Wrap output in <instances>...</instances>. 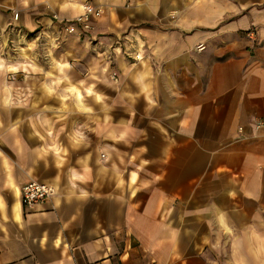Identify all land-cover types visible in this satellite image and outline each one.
<instances>
[{
    "label": "crops",
    "instance_id": "crops-1",
    "mask_svg": "<svg viewBox=\"0 0 264 264\" xmlns=\"http://www.w3.org/2000/svg\"><path fill=\"white\" fill-rule=\"evenodd\" d=\"M1 55L0 264H264V0H0Z\"/></svg>",
    "mask_w": 264,
    "mask_h": 264
},
{
    "label": "built area",
    "instance_id": "built-area-1",
    "mask_svg": "<svg viewBox=\"0 0 264 264\" xmlns=\"http://www.w3.org/2000/svg\"><path fill=\"white\" fill-rule=\"evenodd\" d=\"M83 14L74 18V20L67 24L66 30L68 33H75L77 27H81L83 31L91 29L90 19L97 18L101 15L100 9L85 3L82 5ZM18 14H14V18L17 19ZM202 47H200L201 49ZM256 128L264 127V121H259L255 125ZM55 193V188L50 184L38 182L36 180H30L22 185L20 194L21 202L24 207H32L38 203L45 202L51 199Z\"/></svg>",
    "mask_w": 264,
    "mask_h": 264
},
{
    "label": "rangeland",
    "instance_id": "rangeland-1",
    "mask_svg": "<svg viewBox=\"0 0 264 264\" xmlns=\"http://www.w3.org/2000/svg\"><path fill=\"white\" fill-rule=\"evenodd\" d=\"M37 42H38V44H40V45H42V41H41V39H37ZM11 56H8V55H1L0 56V64L1 65H3L2 67L4 68V70L6 69L7 70V68H8V74H11V73H13L14 71H12V70H9V65H10V68H12L11 66L14 64V61H17L18 63H21V62H25V61H28V58L27 57H24L23 55L22 56H19V58L17 59H15L14 58V60H12L11 58H10ZM23 58H25V60H23ZM28 87L26 88V90L24 91V93H26V94H29L28 92Z\"/></svg>",
    "mask_w": 264,
    "mask_h": 264
}]
</instances>
